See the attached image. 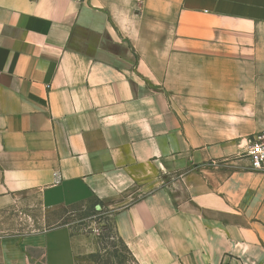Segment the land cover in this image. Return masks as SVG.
Returning a JSON list of instances; mask_svg holds the SVG:
<instances>
[{"label":"crops","instance_id":"obj_1","mask_svg":"<svg viewBox=\"0 0 264 264\" xmlns=\"http://www.w3.org/2000/svg\"><path fill=\"white\" fill-rule=\"evenodd\" d=\"M264 0H0V210L97 201L136 264H264ZM68 223L0 264H92Z\"/></svg>","mask_w":264,"mask_h":264},{"label":"rangeland","instance_id":"obj_2","mask_svg":"<svg viewBox=\"0 0 264 264\" xmlns=\"http://www.w3.org/2000/svg\"><path fill=\"white\" fill-rule=\"evenodd\" d=\"M108 213L94 200L51 211L41 205L36 194L25 193L0 210V236H21L68 223L72 232L88 235L95 242L92 264H136L119 242Z\"/></svg>","mask_w":264,"mask_h":264},{"label":"built area","instance_id":"obj_3","mask_svg":"<svg viewBox=\"0 0 264 264\" xmlns=\"http://www.w3.org/2000/svg\"><path fill=\"white\" fill-rule=\"evenodd\" d=\"M251 171L264 174V129L251 134L244 153Z\"/></svg>","mask_w":264,"mask_h":264},{"label":"trees","instance_id":"obj_4","mask_svg":"<svg viewBox=\"0 0 264 264\" xmlns=\"http://www.w3.org/2000/svg\"><path fill=\"white\" fill-rule=\"evenodd\" d=\"M118 239H119V242L124 246V249H125L126 253L130 256V258L133 259V257H132V255H131V253L129 252L128 248L124 245V243L122 242V240H121L119 237H118ZM133 261L135 262L134 259H133ZM135 263H136V262H135Z\"/></svg>","mask_w":264,"mask_h":264}]
</instances>
